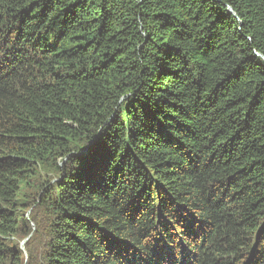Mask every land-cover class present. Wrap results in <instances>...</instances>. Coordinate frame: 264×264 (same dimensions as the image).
<instances>
[{
  "label": "trees",
  "instance_id": "obj_1",
  "mask_svg": "<svg viewBox=\"0 0 264 264\" xmlns=\"http://www.w3.org/2000/svg\"><path fill=\"white\" fill-rule=\"evenodd\" d=\"M40 168L44 264H264V0H0V264Z\"/></svg>",
  "mask_w": 264,
  "mask_h": 264
},
{
  "label": "rangeland",
  "instance_id": "obj_2",
  "mask_svg": "<svg viewBox=\"0 0 264 264\" xmlns=\"http://www.w3.org/2000/svg\"><path fill=\"white\" fill-rule=\"evenodd\" d=\"M54 180V174L49 169L40 168L37 174L22 186L18 202L23 205L20 212L27 224L29 235H19L13 239L14 246L21 254V264H44L51 216L49 211L40 205L41 194L43 187Z\"/></svg>",
  "mask_w": 264,
  "mask_h": 264
}]
</instances>
